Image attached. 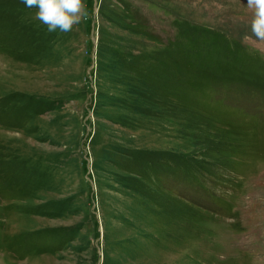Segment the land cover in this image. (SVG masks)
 Returning <instances> with one entry per match:
<instances>
[{
    "label": "rangeland",
    "instance_id": "rangeland-1",
    "mask_svg": "<svg viewBox=\"0 0 264 264\" xmlns=\"http://www.w3.org/2000/svg\"><path fill=\"white\" fill-rule=\"evenodd\" d=\"M0 0V264H264V45L247 0Z\"/></svg>",
    "mask_w": 264,
    "mask_h": 264
},
{
    "label": "clouds",
    "instance_id": "clouds-1",
    "mask_svg": "<svg viewBox=\"0 0 264 264\" xmlns=\"http://www.w3.org/2000/svg\"><path fill=\"white\" fill-rule=\"evenodd\" d=\"M26 8L36 9L34 17L45 25L49 33L70 32L87 15L84 0H21ZM252 10L250 35L244 39L264 45V0H247Z\"/></svg>",
    "mask_w": 264,
    "mask_h": 264
}]
</instances>
